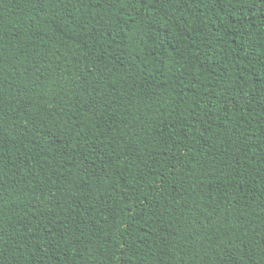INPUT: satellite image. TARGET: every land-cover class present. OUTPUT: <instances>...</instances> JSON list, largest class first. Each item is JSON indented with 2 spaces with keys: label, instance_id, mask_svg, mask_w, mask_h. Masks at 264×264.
Returning <instances> with one entry per match:
<instances>
[{
  "label": "trees",
  "instance_id": "1",
  "mask_svg": "<svg viewBox=\"0 0 264 264\" xmlns=\"http://www.w3.org/2000/svg\"><path fill=\"white\" fill-rule=\"evenodd\" d=\"M0 264H264V0H0Z\"/></svg>",
  "mask_w": 264,
  "mask_h": 264
}]
</instances>
